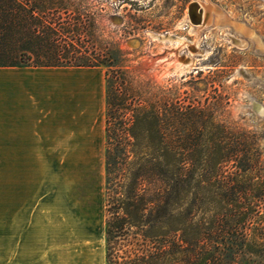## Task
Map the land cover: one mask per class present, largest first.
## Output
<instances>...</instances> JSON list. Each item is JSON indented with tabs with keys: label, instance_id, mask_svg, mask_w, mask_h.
<instances>
[{
	"label": "trees",
	"instance_id": "trees-1",
	"mask_svg": "<svg viewBox=\"0 0 264 264\" xmlns=\"http://www.w3.org/2000/svg\"><path fill=\"white\" fill-rule=\"evenodd\" d=\"M96 33L93 0H0V67L104 68L106 264H264L259 137L101 56Z\"/></svg>",
	"mask_w": 264,
	"mask_h": 264
},
{
	"label": "crops",
	"instance_id": "crops-1",
	"mask_svg": "<svg viewBox=\"0 0 264 264\" xmlns=\"http://www.w3.org/2000/svg\"><path fill=\"white\" fill-rule=\"evenodd\" d=\"M96 68L0 67V264H106L105 185L85 164L105 155V81L103 140L84 86L70 106L71 77Z\"/></svg>",
	"mask_w": 264,
	"mask_h": 264
},
{
	"label": "rangeland",
	"instance_id": "rangeland-1",
	"mask_svg": "<svg viewBox=\"0 0 264 264\" xmlns=\"http://www.w3.org/2000/svg\"><path fill=\"white\" fill-rule=\"evenodd\" d=\"M193 1L206 0H93L98 52L105 56L116 46L139 79L176 85L183 102L209 105L218 120L255 133L264 166V0H208L220 14L198 33L186 19ZM76 72L81 75L71 77L70 106L74 86H84L95 142L99 131L103 140L104 68ZM103 157L101 166L97 159L85 164L96 169L97 179L100 173L104 191ZM110 247L114 256L126 250L120 242Z\"/></svg>",
	"mask_w": 264,
	"mask_h": 264
},
{
	"label": "flooded vegetation",
	"instance_id": "flooded-vegetation-1",
	"mask_svg": "<svg viewBox=\"0 0 264 264\" xmlns=\"http://www.w3.org/2000/svg\"><path fill=\"white\" fill-rule=\"evenodd\" d=\"M194 4L196 5V8L192 9L193 10L192 11L190 9V7ZM199 5H200V7H199ZM187 10H190V14H188L186 16V19L188 20V22L191 24V26L194 28L195 32H197V33L203 27H205L207 24H209L211 22V19L213 17V13L216 14L217 16H219V14H220L208 0H206L205 2L193 1L188 5ZM187 10H186V12H187ZM193 22H196V23L193 24ZM229 39L232 40V42H234L237 45L240 43L239 40H234L231 37ZM195 49H197V48L192 47V50H195Z\"/></svg>",
	"mask_w": 264,
	"mask_h": 264
},
{
	"label": "bare ground",
	"instance_id": "bare-ground-1",
	"mask_svg": "<svg viewBox=\"0 0 264 264\" xmlns=\"http://www.w3.org/2000/svg\"><path fill=\"white\" fill-rule=\"evenodd\" d=\"M199 7H200V5H199ZM194 8H196V5L194 4V5H192L191 7H190V9L192 10V9H194ZM199 9V8H198ZM193 11V10H192ZM189 13H190V10H189ZM188 13V14H189ZM200 21V20H199ZM196 22H193V24H195ZM199 30V29H198Z\"/></svg>",
	"mask_w": 264,
	"mask_h": 264
}]
</instances>
